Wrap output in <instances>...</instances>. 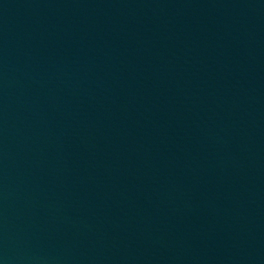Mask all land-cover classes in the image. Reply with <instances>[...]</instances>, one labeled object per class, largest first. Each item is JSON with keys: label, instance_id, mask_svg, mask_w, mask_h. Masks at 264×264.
Returning a JSON list of instances; mask_svg holds the SVG:
<instances>
[{"label": "water", "instance_id": "obj_1", "mask_svg": "<svg viewBox=\"0 0 264 264\" xmlns=\"http://www.w3.org/2000/svg\"><path fill=\"white\" fill-rule=\"evenodd\" d=\"M0 264H264V0H0Z\"/></svg>", "mask_w": 264, "mask_h": 264}]
</instances>
